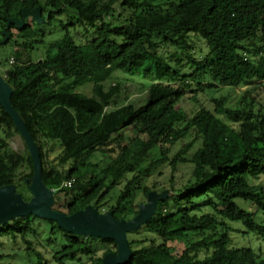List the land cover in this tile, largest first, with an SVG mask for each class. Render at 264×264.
I'll return each mask as SVG.
<instances>
[{"label":"trees","instance_id":"trees-1","mask_svg":"<svg viewBox=\"0 0 264 264\" xmlns=\"http://www.w3.org/2000/svg\"><path fill=\"white\" fill-rule=\"evenodd\" d=\"M35 8L44 24H60V40L45 45L46 35L31 17L22 28L11 23L4 34L10 20ZM3 38L0 49L9 50L0 54V75L38 147L42 181L55 191L53 210L69 216L93 206L113 212L116 220L132 219L137 192L147 199L157 191L145 179L167 165L172 182L177 167L188 163L191 182L182 190L170 186L173 195L157 204L142 227L162 243L133 248L140 242L128 241V264H264L252 249L233 248L231 232L237 229L229 225L238 222L264 240V224L235 203L249 201L264 215V100H248L264 90V0H0ZM199 38L206 45L201 60L189 55ZM41 46L42 58L32 61ZM115 73L151 81L143 105L117 106L119 86L108 92L104 87ZM86 87L91 96L81 92ZM241 87L245 108H227L225 97L211 98L192 118L181 108L186 98L197 103V93ZM188 92L193 96L186 97ZM127 129L133 135L125 139ZM191 130L200 147L186 159L190 142L169 160L166 153ZM0 132V187L22 185L28 200L24 180L29 183L33 175L32 162L26 147L25 158L7 148L5 140L19 134L1 107ZM56 148L53 165L47 154ZM23 164L30 173L17 182ZM65 181L70 186L63 187ZM120 185L115 204L108 206ZM203 209L208 213L195 214ZM3 240L23 248L0 251V264L12 258L16 264H102L117 251L114 241L75 236L33 215L0 226V246ZM168 241L185 248L179 252ZM201 250L210 254L196 261Z\"/></svg>","mask_w":264,"mask_h":264},{"label":"rangeland","instance_id":"rangeland-1","mask_svg":"<svg viewBox=\"0 0 264 264\" xmlns=\"http://www.w3.org/2000/svg\"><path fill=\"white\" fill-rule=\"evenodd\" d=\"M161 1L162 0H158V2H161ZM64 20L66 19L64 18ZM34 23L36 24V26H39L44 31L46 35L44 39L45 45L54 43L63 37V30L61 29L60 24L58 22H55L53 24H44V22L42 21V18L39 17ZM72 32L76 34L78 39L84 38V33L81 30H78V31L72 30ZM192 46H193V49L189 53V55L192 56L194 59L201 60L204 57V54L206 53L205 42L201 38L194 39L192 41ZM6 50L8 51L9 49L8 48L0 49V54L6 52ZM43 52H44L43 46H41V48L34 50L31 53L32 61H37L38 59L42 58ZM179 54L183 58L188 57L187 54H184V53H179ZM115 84L119 86V92L115 94L113 98L117 106L127 105L130 103L135 104L136 106H140L144 104L145 99L147 100V97H148L147 90L151 85V81L143 80L137 77L130 78V77H127L126 75L115 73L112 79H110L109 81L105 83L104 85L105 92H108L110 88L114 86ZM191 88H192L191 90H193L195 86H192ZM245 88L246 87L235 88V89L218 88L215 92L205 91L203 93H197L198 95L197 103H194L186 98L185 101L181 104V108L186 113V116L188 118H192L197 112L201 110V106L207 105L208 100H210L211 98H221V97H225L227 99L225 106L229 109L235 110V109L245 108L246 105L241 101L244 95ZM81 92H83L86 95L91 96L92 88L86 87L84 89H81ZM191 96L193 95L189 94L188 92L186 97L189 98ZM249 97L250 98L248 100H251V98H254L258 101L259 100L262 101L264 100V90L258 89L257 91H253L249 95ZM221 118H224V116L221 115ZM227 121L229 120L227 119ZM132 135H133L132 130L127 129L124 131L125 139L132 137ZM0 139H2L1 132H0ZM190 142L192 143V145H191L190 150L185 155L186 159H189L190 156L201 145V141L199 137L196 136L195 130H191L189 134L183 140L176 143L174 146L170 148V150L166 153L168 159L170 160L180 149L183 148L184 145ZM5 144L7 148L11 150L14 154H17L25 158L26 156L25 144L23 140L20 138V136H14L13 138L6 139ZM158 153H159V150L155 147L151 151L150 154L153 158H156ZM59 154H60V150H58L57 148L54 149L53 151L47 154V161L53 165H56ZM92 160L93 162L98 161L95 158ZM191 171H192V166L190 164L188 163L180 164L177 167V170L174 172L172 182H171L170 181V178H171L170 169L167 165H165L161 170H159V173L156 172L150 177L146 178L144 181V184L147 187H154L157 190L156 192L160 190L170 191L169 189L170 186L174 190H182L187 184H189V182H191V179H190ZM29 173H30V170L28 166L26 164L21 165L16 171V176H17L16 181L18 182L19 179L26 177ZM259 182L263 183L264 185V177H260ZM121 186L122 185L117 186L114 190V194H112L111 198L107 200L108 206L115 204L117 191L120 190ZM16 190L19 194L22 195V197H28V192L24 186L22 185H19L18 187L16 186ZM145 203H146V198L143 197L142 192L140 190L137 192L133 204L139 205V204H145ZM197 203H199V200L197 201ZM235 203L237 204L239 208L248 211L255 222L264 224V215L260 211H258L252 203H250L249 201L241 200V199L235 200ZM199 213L200 214L208 213V209H203V211L195 212V214H199ZM128 219H131V218L128 217L127 220ZM229 225L231 229H237L235 232H231L233 248H239V249L240 248H250L254 252L260 254L261 257L264 258V240L261 237H259L255 233L247 232L244 229V227L238 222H229ZM45 227L43 228L46 229ZM127 239L128 241H132V242H140V244L138 245L135 244L133 248H139L140 246H147V245H150L151 242H155L156 244L162 243L159 237L147 231L146 228L144 229L141 228L137 232L128 234ZM166 244L168 246H173L177 248L179 252L185 248L184 243L181 241H173V242L168 241ZM14 248L22 249L23 244L21 243L13 244V243H8L3 240V244L0 246V251L3 254H12ZM37 249L40 250V252H42V249H40V247H37ZM209 254H210L209 251L201 250L197 253L195 260L201 261L204 258H206V256H208ZM15 260H16L15 258H12L6 261L9 262L10 264H16Z\"/></svg>","mask_w":264,"mask_h":264},{"label":"water","instance_id":"water-1","mask_svg":"<svg viewBox=\"0 0 264 264\" xmlns=\"http://www.w3.org/2000/svg\"><path fill=\"white\" fill-rule=\"evenodd\" d=\"M27 17H31L35 22L41 17L40 8L23 11L21 20H10L4 29V34L11 23L22 28ZM6 41L7 38H3L0 40V45L5 44ZM11 95L10 86L0 75V107L11 118L25 144L32 162L33 175L29 183L28 179L24 180L25 184H28L27 188L31 196L28 200L17 192L16 185L0 187V226L21 217L33 215L41 220L55 222L64 232L75 236L114 241L117 247L116 253L105 255L102 264H128L131 250L127 235L145 226L155 214L157 204L170 198L173 195L172 192L167 190L160 193L150 192L146 203L138 205V214L129 220H116L113 212L100 213L93 206H88L69 216L53 210L55 191L48 188L42 181V162L38 147L24 121L14 109Z\"/></svg>","mask_w":264,"mask_h":264},{"label":"built area","instance_id":"built-area-1","mask_svg":"<svg viewBox=\"0 0 264 264\" xmlns=\"http://www.w3.org/2000/svg\"><path fill=\"white\" fill-rule=\"evenodd\" d=\"M11 62H12V60H11ZM70 184H71L70 181H65V182L62 184V186H63V187H68V186H70Z\"/></svg>","mask_w":264,"mask_h":264}]
</instances>
